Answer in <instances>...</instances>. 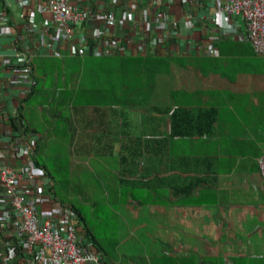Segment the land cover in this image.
I'll list each match as a JSON object with an SVG mask.
<instances>
[{"label":"crops","instance_id":"crops-1","mask_svg":"<svg viewBox=\"0 0 264 264\" xmlns=\"http://www.w3.org/2000/svg\"><path fill=\"white\" fill-rule=\"evenodd\" d=\"M83 1L96 11L109 10L118 17L133 12L136 23L107 32L122 40L146 27L147 7H159L178 22V34L168 51L106 56H150L169 64L167 71L155 75L153 104L139 105L131 95L116 102L109 93L114 90L110 82L103 86L106 95L97 96L101 88L82 82L75 69L80 60L96 56L46 57L38 46L42 43L38 32L20 26V16L30 6L19 0H0V12L9 16L8 21L0 19V165L19 168L12 139L23 132L35 134L37 147L31 157L51 183L52 197L39 202L42 217L57 204L69 205L104 264L116 263L106 262L79 211L59 199L55 188L61 186L60 181H66L70 189L100 185L94 187L105 190V205L117 206V221L124 228L120 236L125 234L120 243L133 236L145 256L195 257L197 264L230 259L264 264V182L257 167L264 153V55L254 54L243 39V21L215 11L223 0ZM187 11L203 18L202 25L192 31L183 19ZM44 18L50 20L48 15ZM90 24L98 36L100 23ZM27 38L31 42L29 80L10 65ZM209 38L216 45L215 52L198 51V43L203 45ZM182 42L190 50L169 55L180 51ZM51 60L60 63L49 69ZM91 88L96 89V101L85 94L74 104L80 90L91 93ZM52 141L66 142L61 144V153L69 145L66 179L57 173L54 177L48 167ZM22 150L15 152L17 158ZM89 159L95 173L86 170L87 176L80 177L85 170L77 166H86ZM106 185L113 192L111 202ZM147 194L151 199L143 201Z\"/></svg>","mask_w":264,"mask_h":264},{"label":"built area","instance_id":"built-area-1","mask_svg":"<svg viewBox=\"0 0 264 264\" xmlns=\"http://www.w3.org/2000/svg\"><path fill=\"white\" fill-rule=\"evenodd\" d=\"M19 3L30 6L28 12L20 16L21 28L38 32L42 41L38 46L49 58L154 54L156 50L168 51L166 48L178 34V22L168 18L159 7H147L146 27L122 40L108 36L107 32L127 22L136 23L133 12L118 17L109 10L96 11L83 0H19ZM215 11L242 20L243 39L254 54L264 55V0H223ZM45 15L50 20H46ZM0 19L8 21L9 16L0 12ZM183 19L190 31L203 23V18L188 11ZM92 21L101 26V33L96 37ZM45 40H50L51 44H44ZM198 44V51L213 54L216 50L211 38L203 45ZM182 46L180 51L169 55L190 50L185 42ZM30 48L27 38L10 60V65L23 71L28 80ZM11 146L20 166L0 165V264H104L102 255L83 232L81 220L69 205L57 204L49 215L42 217L39 202L52 195L47 173L31 157L37 147L36 135L23 132L13 137ZM20 149L23 155L17 158L15 152ZM257 167L264 182V153L257 159Z\"/></svg>","mask_w":264,"mask_h":264},{"label":"rangeland","instance_id":"rangeland-1","mask_svg":"<svg viewBox=\"0 0 264 264\" xmlns=\"http://www.w3.org/2000/svg\"><path fill=\"white\" fill-rule=\"evenodd\" d=\"M85 60V59H84ZM93 63L95 65H101L105 66L107 68L114 66L117 72L124 75L131 76L132 74L139 73L141 69V60L138 59H121V58H115L110 59L107 61H100V60H85V63ZM49 63V69L56 68L57 65H59V60H51ZM121 65L122 67H120ZM114 68V67H113ZM61 69V67H60ZM131 70V71H129ZM81 81L83 82L84 79L81 77ZM103 88V86H102ZM91 93H84L85 94H91V100L96 101V97L99 96V91L95 93L96 89L91 88ZM82 90H80L77 93L76 100L74 101V104H77L78 100H82L81 96L79 97V94L81 95ZM96 96V97H95ZM98 99V98H97ZM100 101V100H98ZM102 101V100H101ZM148 107V106H147ZM65 116L67 115V110H64L63 112ZM148 116V115H147ZM51 127V126H50ZM66 142H50V144H53L50 146L52 152L49 153L46 156V161L48 163V167L50 169H53V176L57 177V174L61 175L65 179L69 176L67 173V167L65 164L66 160H69L66 153L69 151V145L66 147L64 146L62 153L60 152L61 144H64ZM43 152H46L43 151ZM62 156V159L61 157ZM64 160L63 166L61 165L62 160ZM38 160L41 162V158L38 157ZM88 164L79 165L77 168L84 169L85 172L80 173V177L83 175H86V170L94 169L95 173V166L93 164V160H85ZM57 167H61V170L57 172ZM55 171V172H54ZM57 173V174H56ZM94 173H91L90 176ZM95 175V174H94ZM87 176V175H86ZM97 176V173H96ZM102 179L101 177H97ZM61 186L57 185L58 187L55 188L56 194L63 202H69L73 205L75 209L79 211L81 216L85 219V224L88 227V229L91 231V233L94 236V239L96 241V244L101 252L103 253V257L106 260V262H110L111 260L116 264H197L195 261V257H190L189 259H183L180 255L178 257L172 258V259H161L158 256L155 255H149L145 256L143 253L142 247H140V243L135 242L134 237L132 236L130 240L126 242L120 243L121 239L125 238V234L123 237L120 236V228L124 230L123 227H120V222L117 221V206H106L105 205V190H100L99 187L95 188L94 186L97 184L95 182L94 186H91V188L86 187H78V188H69L66 181H60ZM98 185V184H97ZM100 186V185H98ZM107 195L110 194L111 199H109V202L112 201L113 198V192H111L110 185L105 186ZM142 194V193H141ZM140 194V195H141ZM125 192H122L121 196H124ZM144 196V195H143ZM151 197L147 194L144 196L143 201L150 200ZM149 252V248H147ZM251 261V260H250ZM247 259H237V260H231L233 264H249L250 262ZM230 262H223L219 261V264H230ZM257 264H263L262 262Z\"/></svg>","mask_w":264,"mask_h":264},{"label":"trees","instance_id":"trees-1","mask_svg":"<svg viewBox=\"0 0 264 264\" xmlns=\"http://www.w3.org/2000/svg\"><path fill=\"white\" fill-rule=\"evenodd\" d=\"M119 57H106V56H96L92 58H85V60H100V61H107L112 60ZM121 58V57H120ZM121 59H138L141 60V71L135 74H132L131 76H128L127 74L122 76L119 72L116 71L114 64L111 67H108V65L101 66V65H95L93 63H85V60L83 59V62L81 60L77 63V66L75 69L78 70V73L80 72V77L84 79L83 82H90L93 85H96L101 88V91H99V97L101 95H106V87L102 88V86H107L110 82V84L113 86L114 90L110 93L113 94L114 99L116 102L123 101L126 96L131 95L132 100H135V102H138L139 105L142 102H154V85H155V75L160 72H164L168 70L169 64L163 60L157 59L156 57H135V58H124ZM122 67L121 65H119ZM114 67V68H113ZM131 71V70H129ZM93 74V76L91 75ZM109 74V77H108ZM119 88V91H118ZM124 91H120L123 90ZM103 91V92H102ZM85 93V92H84ZM84 93L79 94V97L81 96V99L83 100ZM170 97V94H168ZM77 96V94L75 95ZM78 100V101H82ZM88 237V236H87ZM89 238V237H88Z\"/></svg>","mask_w":264,"mask_h":264}]
</instances>
